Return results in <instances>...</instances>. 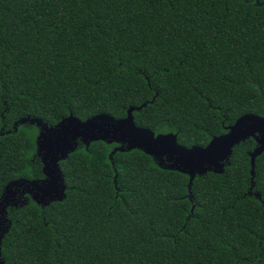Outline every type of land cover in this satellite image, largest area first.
Masks as SVG:
<instances>
[{"label": "trees", "instance_id": "trees-1", "mask_svg": "<svg viewBox=\"0 0 264 264\" xmlns=\"http://www.w3.org/2000/svg\"><path fill=\"white\" fill-rule=\"evenodd\" d=\"M145 102L136 124L166 119L158 132L186 147L207 145L241 114L264 116V0H0V191L44 178L39 128L15 129L20 118H122ZM117 145L79 142L60 162L67 176L90 172V196L66 192L81 208L73 223L59 201L9 207L6 264H264L254 138L223 173L197 175L192 198L189 175L140 149L113 163Z\"/></svg>", "mask_w": 264, "mask_h": 264}, {"label": "snow or ice", "instance_id": "snow-or-ice-1", "mask_svg": "<svg viewBox=\"0 0 264 264\" xmlns=\"http://www.w3.org/2000/svg\"><path fill=\"white\" fill-rule=\"evenodd\" d=\"M215 2L218 3L219 0H215ZM244 116L241 114V117ZM103 117H111V115L94 113L93 118L85 117L84 121L69 116V118L63 120V123H58L57 127L45 130L42 139L45 163L48 168L47 177L29 176L23 180L27 182L26 184L19 186V188L13 186L9 196L23 193L22 196H19L20 203L17 207L27 205L28 200L23 199V196L24 193H30L31 197L34 195L39 196L41 203L45 205L50 204L52 201H59V206L67 213L68 222H74L73 218L77 217V214L81 211L80 204L74 195L66 194V192L79 194L81 200L90 196V172L85 170L83 173H73L71 176H67V174L62 173L58 162L67 159L69 153L75 152L79 147L77 137L81 138L85 145H89L91 141L100 138L108 141H120L127 145L129 152L133 148H139L142 150L140 156L147 153L154 157L156 164L161 165V161L164 163V154H167L168 158L171 156L169 160L172 163L168 165L173 166L164 167H181L184 171L190 169H204L203 171H207L209 168H213L210 166V161L216 159L227 144L236 143L254 125V121L251 120L242 121L239 126L236 122L230 135L221 137H226L227 140L218 139L215 144L212 140L207 145L198 147L200 151L193 152L194 148L191 151H186L175 140H169L167 135L158 132V127L168 122L166 119L157 120L151 125H137L133 119L129 121V119L124 118L113 119L111 117V119H104ZM50 138L52 139L50 140ZM148 171H151V169H148ZM141 179L143 180L144 177L141 176ZM5 189L0 191V203H3L6 199ZM57 192L62 193V198H54ZM5 227L7 225L0 221V230Z\"/></svg>", "mask_w": 264, "mask_h": 264}, {"label": "water", "instance_id": "water-1", "mask_svg": "<svg viewBox=\"0 0 264 264\" xmlns=\"http://www.w3.org/2000/svg\"><path fill=\"white\" fill-rule=\"evenodd\" d=\"M146 104L147 103L145 102V103H143L142 105H139V106H130L128 108V110H127V115L125 117H122V118L129 119V121L131 119H133L135 121V117H134L133 112L135 110H140L142 107L146 106ZM100 115H110V114L100 113ZM244 115H245L244 117H241V116H240L241 118L239 117L240 120H238L239 119L238 118L235 121V123L237 122V126H239L241 124V122L245 121V120L254 121V125L248 131L245 132L244 136L241 139H239L236 143H234L232 145L231 144H227L224 147L223 151L220 153V155L216 159L210 161V166L213 167V168H209L207 171H203L204 169H202V170L190 169L188 171H184V170H182L181 167H176V168L165 167V168L177 170V171H180V172H183V173L189 175V177H190V179H189V191H190V197L191 198L193 197L192 196L193 194L191 192V187H192V183H193L195 177L197 175H203V174L207 173L208 171H213V172H216V173H223L224 170H225L226 164L230 163V158H231V156L233 154L234 147L236 145L240 144L242 141H245L248 138H254L256 140V142H257L256 147L252 151H250L251 174H252V187L251 188L254 187L256 159H257V157L259 155H261L264 152V116L259 115V114H255V113H246ZM69 116H71L73 119L81 120L80 118L74 116L71 113L67 117H65L62 120H60L58 123H63V120L69 118ZM111 117L113 119H116V117H114L112 115H111ZM111 117H103V118L104 119H111ZM89 118H93V116L89 117ZM81 121H84V120H81ZM27 122H29L31 124H36L37 127L39 128V134H38L37 139H36L37 153L41 157V160L43 162V173H44V178H46L47 177V173L46 172L48 171V168L46 167V163H45V152L43 151L44 143H43V139L42 138H43V134H45V130L46 129H49V130L53 129V128L58 126V123H56L55 125H49L48 123L44 122L40 118L27 116V117H22L18 121L15 122V125H14L15 129L17 128V125L25 124ZM235 123H233L232 125H229V126L226 127L227 132H225L223 134H220V135H217V136H213L212 139L209 141V143L212 140H213L212 141L213 144L217 143L218 139L227 140L228 138H226V137L221 138V137L230 135L231 129L233 127H235ZM160 134L167 135V139H169V140H172V141L175 140L177 142V144L179 146H181V147H184L186 151H191L194 148L192 151L193 152H198V151H200V149L198 147H203L201 145H194L192 147H186V146L180 144L178 142V134L174 133V132L160 133ZM51 139L52 138H50V140ZM98 140L105 141L107 143H117L118 144L113 149V151L110 153V158L112 159V162H113V155H114L115 152H117V151H129L127 149V145L125 143L120 142V141H115V140L114 141H108V140H106L104 138H100V139H97V140H94V141H98ZM79 142H82L84 144L83 140L81 138L77 137L78 145H79ZM92 142L93 141H91L90 144ZM90 144L86 145V147H89ZM133 149H139V148H133ZM69 155H70V153H69ZM169 159H171V156H169V158H168V155L164 154V156H163L164 163H163V161H161V165L160 164L159 165L161 167L173 166V165H168V164L172 163V161H170ZM62 160H65V159H62ZM154 160H155V158H154ZM61 161H59L58 163H59L60 169H61V171L63 173V170H62L61 165H60ZM44 169H45V171H44ZM116 177H117V174H116ZM24 179L25 178L17 179V180H14V181L10 182L8 185H6V187H5L6 188L5 189V197H6V199H5V201L3 203H0V221L4 222L7 225V227H8V230H7V227H5L3 230H0V264H6L5 261L1 258V244H2L3 238L5 237V235L8 233V231L10 230V228L12 226V219L9 217V210L8 209H9V207H17L19 205V203H20L19 196L23 195V193L20 192L19 195L9 196V192L13 188V186H17V188H19V186H22V185L26 184L27 182L23 181ZM25 190H27V189H25ZM256 195H257L258 198L261 197L259 193H257ZM29 198L33 199L37 204H39L42 207L47 206V205L41 203V198L39 196L34 195L33 197H31L30 193H24L23 199H27L29 201ZM54 198H62V193L61 192H57Z\"/></svg>", "mask_w": 264, "mask_h": 264}]
</instances>
